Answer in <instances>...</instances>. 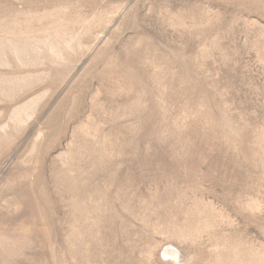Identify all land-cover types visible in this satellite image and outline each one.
Returning <instances> with one entry per match:
<instances>
[{
  "label": "rangeland",
  "instance_id": "obj_1",
  "mask_svg": "<svg viewBox=\"0 0 264 264\" xmlns=\"http://www.w3.org/2000/svg\"><path fill=\"white\" fill-rule=\"evenodd\" d=\"M0 264H264V0H0Z\"/></svg>",
  "mask_w": 264,
  "mask_h": 264
}]
</instances>
